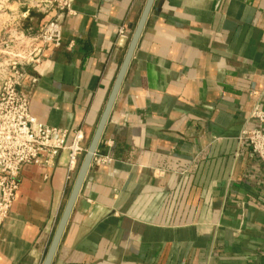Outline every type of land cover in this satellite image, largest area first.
Returning a JSON list of instances; mask_svg holds the SVG:
<instances>
[{"label":"crops","instance_id":"crops-1","mask_svg":"<svg viewBox=\"0 0 264 264\" xmlns=\"http://www.w3.org/2000/svg\"><path fill=\"white\" fill-rule=\"evenodd\" d=\"M145 1H73L20 87L37 121L87 147ZM32 2L6 17L28 33ZM254 105L264 0H154L51 264H264V165L239 139ZM79 164L21 165L0 264L42 263Z\"/></svg>","mask_w":264,"mask_h":264},{"label":"built area","instance_id":"built-area-1","mask_svg":"<svg viewBox=\"0 0 264 264\" xmlns=\"http://www.w3.org/2000/svg\"><path fill=\"white\" fill-rule=\"evenodd\" d=\"M74 0H43L36 5L44 20L34 33L20 25L6 28L0 37V222L6 216L18 190V173L23 164L52 166L65 151L68 167H77L86 150L80 128L67 130L45 125L32 116L28 101L20 92L28 70L38 67L44 54L62 42V21L74 13ZM128 37L126 25L118 29ZM253 127H244L239 139L264 165V110L254 105ZM101 163L110 158L98 157Z\"/></svg>","mask_w":264,"mask_h":264},{"label":"water","instance_id":"water-1","mask_svg":"<svg viewBox=\"0 0 264 264\" xmlns=\"http://www.w3.org/2000/svg\"><path fill=\"white\" fill-rule=\"evenodd\" d=\"M154 0H146L144 3V6L142 8V11L139 15V18L134 25L127 48L125 51V55L123 57L122 63L118 69L117 75L115 77V80L113 82L112 88L110 90L109 96L107 98V101L105 103L104 109L100 115L99 121L96 125V128L87 144L86 150L81 158L75 179L73 181L72 187L70 189V192L68 194V197L66 199V202L63 206V209L61 211L60 217L58 219L56 228L54 230V233L52 235L51 241L49 243V246L47 248V251L44 255L43 261L41 264H51L54 253L56 251V248L59 244V241L61 239V236L63 234V231L65 229V226L67 224L68 218L70 216V213L72 211V208L74 206V203L76 201V198L78 196V193L80 191V188L82 186L84 177L88 171V168L91 164L93 155L96 151L98 142L100 140L104 125L108 119V116L110 114L114 99L116 97V94L120 88V85L122 83V80L124 78V75L126 73L127 67L129 65V62L132 58V55L134 53L136 44L138 42V39L140 37V34L142 32L143 26L145 24V21L147 19V16L149 14V11L151 9V6L153 4Z\"/></svg>","mask_w":264,"mask_h":264},{"label":"rangeland","instance_id":"rangeland-1","mask_svg":"<svg viewBox=\"0 0 264 264\" xmlns=\"http://www.w3.org/2000/svg\"><path fill=\"white\" fill-rule=\"evenodd\" d=\"M11 1L12 0H0V37L2 36L3 31L6 28L20 24V21L17 18H6L8 14L13 13V10L11 8H8V3H10ZM42 1L43 0H33L31 5L34 9H37L36 5L41 3Z\"/></svg>","mask_w":264,"mask_h":264}]
</instances>
